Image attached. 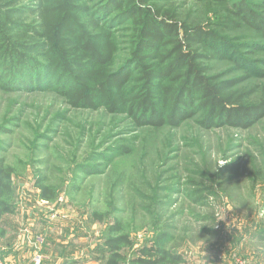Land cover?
<instances>
[{
  "label": "rangeland",
  "instance_id": "1",
  "mask_svg": "<svg viewBox=\"0 0 264 264\" xmlns=\"http://www.w3.org/2000/svg\"><path fill=\"white\" fill-rule=\"evenodd\" d=\"M238 1L170 2L191 26L223 24L216 57L204 60L209 74L237 79L260 103L263 38L232 12ZM205 118L200 110L178 126H138L129 114L74 108L54 90L0 79V156L14 168L13 201L38 264L60 254L63 264H101L118 223L134 244L121 264L146 243L182 264H264V117L250 128H205ZM37 180L54 200L40 197Z\"/></svg>",
  "mask_w": 264,
  "mask_h": 264
},
{
  "label": "trees",
  "instance_id": "2",
  "mask_svg": "<svg viewBox=\"0 0 264 264\" xmlns=\"http://www.w3.org/2000/svg\"><path fill=\"white\" fill-rule=\"evenodd\" d=\"M170 1L0 0V79L12 90H54L74 108L129 114L138 126H178L202 110L205 128H250L264 117V100L251 103L253 89L218 80L204 63L216 57L223 24L191 26ZM233 7L264 43V0ZM14 173L0 156V238L7 233L4 217L17 211ZM35 186L43 200L55 199L51 186L41 180ZM112 232L101 264H121L123 249L134 247L119 223ZM183 262L155 243L130 258V264Z\"/></svg>",
  "mask_w": 264,
  "mask_h": 264
},
{
  "label": "crops",
  "instance_id": "3",
  "mask_svg": "<svg viewBox=\"0 0 264 264\" xmlns=\"http://www.w3.org/2000/svg\"><path fill=\"white\" fill-rule=\"evenodd\" d=\"M18 215L19 211L17 210L15 214L4 217L3 224L7 233L3 238H0V251L2 256L6 264H38L31 250L30 241L25 240V236L22 234L23 222ZM29 215L31 216V211ZM44 256L41 264H63L62 254L57 256Z\"/></svg>",
  "mask_w": 264,
  "mask_h": 264
},
{
  "label": "built area",
  "instance_id": "4",
  "mask_svg": "<svg viewBox=\"0 0 264 264\" xmlns=\"http://www.w3.org/2000/svg\"><path fill=\"white\" fill-rule=\"evenodd\" d=\"M0 264H6V262H5V260H4L3 256H2L1 251H0Z\"/></svg>",
  "mask_w": 264,
  "mask_h": 264
}]
</instances>
